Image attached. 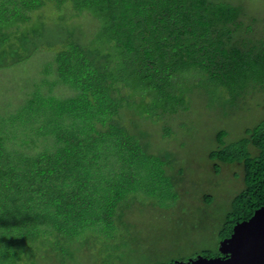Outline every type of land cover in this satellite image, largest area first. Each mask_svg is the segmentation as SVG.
Listing matches in <instances>:
<instances>
[{"label":"trees","instance_id":"16d2710c","mask_svg":"<svg viewBox=\"0 0 264 264\" xmlns=\"http://www.w3.org/2000/svg\"><path fill=\"white\" fill-rule=\"evenodd\" d=\"M47 2H69L77 14L89 11L111 46L65 41L44 73L54 71V82L74 94L30 92L15 110L0 114V264H21L43 238L74 240L86 230L106 236L129 194L155 193L150 189L162 180L164 163L144 153L117 120L131 96L123 89H141L169 104L177 97L171 79L180 73L197 70L231 89L234 69L248 80L258 65L253 48L227 47L240 28V10L228 3L0 0V69L32 55L24 48L29 33L19 26ZM225 135L218 132L209 159L241 164L243 188L231 200L222 239L264 206V118L236 141L226 143Z\"/></svg>","mask_w":264,"mask_h":264},{"label":"rangeland","instance_id":"374dc122","mask_svg":"<svg viewBox=\"0 0 264 264\" xmlns=\"http://www.w3.org/2000/svg\"><path fill=\"white\" fill-rule=\"evenodd\" d=\"M211 1L239 8L240 28L231 32L227 47L256 51L258 65L251 78L246 80L240 68L234 69L228 79L233 91L200 71H185L171 79L177 97L169 104L141 89H123L131 96L117 120L144 153L164 163L162 180L150 189L155 193L129 194L118 205L108 235L86 230L74 240L43 238L21 264H166L217 254L231 200L243 188V171L241 164L210 160L209 153L217 148L219 131L226 132V143L236 141L264 118V82L256 81L264 76V0ZM29 16L19 30L29 33L24 48L32 55L0 69L1 115L15 110L30 92L74 94L72 88L54 82V71L44 73L65 41L111 46L100 20L86 10L75 13L69 2H47ZM250 151L257 152L253 147Z\"/></svg>","mask_w":264,"mask_h":264},{"label":"water","instance_id":"95a60500","mask_svg":"<svg viewBox=\"0 0 264 264\" xmlns=\"http://www.w3.org/2000/svg\"><path fill=\"white\" fill-rule=\"evenodd\" d=\"M218 251L223 256L197 255L171 264H264V206L235 223L231 234L219 242Z\"/></svg>","mask_w":264,"mask_h":264},{"label":"flooded vegetation","instance_id":"af4514ba","mask_svg":"<svg viewBox=\"0 0 264 264\" xmlns=\"http://www.w3.org/2000/svg\"><path fill=\"white\" fill-rule=\"evenodd\" d=\"M216 256H223V255H221V253H217L216 255H214V256H212V257H216ZM189 259V258H188Z\"/></svg>","mask_w":264,"mask_h":264}]
</instances>
